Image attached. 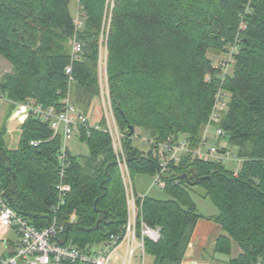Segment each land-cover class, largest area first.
Returning a JSON list of instances; mask_svg holds the SVG:
<instances>
[{
  "label": "trees",
  "instance_id": "16d2710c",
  "mask_svg": "<svg viewBox=\"0 0 264 264\" xmlns=\"http://www.w3.org/2000/svg\"><path fill=\"white\" fill-rule=\"evenodd\" d=\"M248 2L246 30L232 75L223 84L229 109L220 123L222 140L236 149L241 168L235 175L221 163L191 155L169 166L162 179L171 199L138 201L144 222L161 228L157 243H145L150 264H182L202 218L189 197L194 187H201L218 211L211 219L224 235L216 252L230 256L235 243L240 254L229 264L264 260V0H0V58L12 66L11 73L0 76V98L15 106L33 101L59 110L68 92L65 71L72 64V102L90 118L94 101L102 102L106 76L118 128L127 135L123 147L132 179L156 176L160 169L150 151L134 145L137 130L158 143L186 136L191 149L198 147L221 81L207 54L234 43ZM73 3L80 6L79 29ZM75 37L83 50L72 62ZM98 122L105 125L103 112ZM79 139L89 155H70L66 183L71 193L56 217L63 227L61 242L87 249L118 233L128 211L109 134L82 130ZM61 145L62 137H54L49 124L32 115L24 119L16 149L7 148L0 131V193L38 229L55 218ZM73 214L77 221L70 224ZM13 254L10 245L0 258Z\"/></svg>",
  "mask_w": 264,
  "mask_h": 264
},
{
  "label": "built area",
  "instance_id": "2783aa9c",
  "mask_svg": "<svg viewBox=\"0 0 264 264\" xmlns=\"http://www.w3.org/2000/svg\"><path fill=\"white\" fill-rule=\"evenodd\" d=\"M78 8L74 17L76 29L81 27L80 6ZM249 11L247 9L248 13ZM245 30L246 24L241 21L237 38L227 49L228 59L223 62L221 67H217L221 78L220 87L214 95L213 109L206 125V131L202 135L198 147L191 149L187 139L175 140L168 138L160 143L155 142V140H145L150 146L152 157L158 161L160 166L156 173L153 187L157 186L164 189L166 184L162 176L169 172L171 164L178 165L186 155H191L193 159L206 163L216 162L224 164L225 161L232 159L231 161L241 165L242 160L234 156L227 148H221L219 142L224 136L223 129L220 127L221 119L229 109V95L223 88V84L226 78L232 74L230 72L235 62V55L240 49L241 34ZM71 45L73 62L74 59L79 57L83 49L76 37L72 40ZM65 72L68 78V92L62 98L59 110L55 107L44 108L33 101H27L26 103L17 104L15 111L16 117L26 118L32 115L40 118L43 122L49 124L54 137L57 135L62 137L61 150L58 155L59 183L56 186L58 202L53 209L55 218L51 226L45 229H38L27 219L18 216L0 193V238L11 230L15 231L18 236L14 254L0 258V264H146L145 243L146 241L157 243L161 239V228H151L142 218V209L141 207L139 208L138 201L143 203L147 196H139L134 191L133 179L128 169L123 147V141L127 138V135L126 132H122L118 128L106 76H104V83L101 84L102 112L105 120V125L102 126L99 122L91 123L90 118L73 104L70 92L71 86L75 81L72 64L66 68ZM104 75H106L105 72ZM210 81L211 77L207 76L206 82ZM0 99H4V97ZM82 130L87 133L91 130L101 131L111 137L119 171L123 179L128 211L127 223L118 233L112 234L102 244L94 245L87 249H80L72 244L65 245L61 242L60 235L63 233V227L59 225L56 217L60 209L66 204L67 197L71 193V187L66 183V172L70 164L71 155L68 142L75 137L79 138ZM211 130H214L213 136L218 140V145L207 147ZM38 144L39 142H32L34 146ZM76 221L77 216L73 214L70 224H74ZM135 259L137 260L136 262H134ZM258 264H264V260L259 261Z\"/></svg>",
  "mask_w": 264,
  "mask_h": 264
},
{
  "label": "rangeland",
  "instance_id": "374dc122",
  "mask_svg": "<svg viewBox=\"0 0 264 264\" xmlns=\"http://www.w3.org/2000/svg\"><path fill=\"white\" fill-rule=\"evenodd\" d=\"M248 5H249V2L244 6L243 12L239 15L240 23L238 25V31L240 28L241 21H244L242 18L244 17V13ZM78 7H79L78 3L76 4L73 3L71 5V11L74 16H76L77 10L79 9ZM229 45L230 43L222 50L220 49L210 50L208 52L207 58L211 61L213 68L217 69V67H221L223 62L228 59L227 49ZM104 62H105V58H104ZM11 72H12L11 64L5 59L0 58V76L7 74V73H11ZM232 72H233V66L231 68L230 74ZM207 76L208 75H206V77ZM206 77H205V80H206ZM71 92L73 96V88H71ZM7 101H8V98L6 96H4V99L2 101L0 100V130H2L1 129L2 124H4V126L6 124L5 128L3 129L5 130L4 131L5 132V142L7 143V148L10 150H13L17 148L20 136L18 134V131L16 130L17 124L16 123L10 124L8 120L6 119L5 111H6ZM89 114H90L89 117L91 118V122L98 123L99 118L102 117V102H99L98 100L94 101V104L92 108L90 109ZM207 123L202 126L201 137L206 131ZM213 135H214V130H211L209 132V144L207 145V147L211 145H215V144L218 145V140H216ZM184 137L186 138V136H182L181 140L185 139ZM146 138H147V135L143 131L137 130L133 138V143L141 151H150V146L145 141ZM219 146L221 148H227L228 150L231 151V153L234 156H237L236 149L234 147L229 146L228 142L221 140L219 142ZM68 147L73 157H78V158L83 157L84 158V157H88L89 155V147L87 143L81 142L80 139L77 137H75L74 139L68 142ZM125 155H126V151H125ZM231 160L225 161L223 165L225 166V169L227 171L236 173L240 170L241 166L238 163L231 161ZM120 176L123 182L121 173H120ZM154 180H155V175H150V174L133 175V182L135 184L136 193L139 194V196H144L145 194H147L148 198H152L156 200H161V201L170 200L171 196L168 195L164 189L158 188L157 186L153 187ZM204 194H205V191L201 187H194L191 191H189L190 200L195 205V208L198 214L203 215V216H211L214 211H217V209L214 207V205L212 204L209 198L204 197ZM1 240L2 241L10 240L13 244H16V235L15 233L12 232L6 237L0 238V254H2L6 248L5 243H3ZM234 252H232L231 258H237L236 257L237 255ZM136 261L137 260L135 259L134 262ZM146 264H150V259L146 258Z\"/></svg>",
  "mask_w": 264,
  "mask_h": 264
},
{
  "label": "crops",
  "instance_id": "0c3cea01",
  "mask_svg": "<svg viewBox=\"0 0 264 264\" xmlns=\"http://www.w3.org/2000/svg\"><path fill=\"white\" fill-rule=\"evenodd\" d=\"M72 16L73 18L75 17L73 14ZM0 100L2 101L3 99H0ZM6 105H7L6 111H5L6 119L8 120L10 124H13V123L17 124L16 130L18 131V134L20 136L21 127H22V124L25 118L15 116V111H16L15 105L9 103L8 101ZM5 126L4 124H2L1 126L2 130L0 131H5L3 130ZM133 186H134V191L136 192L134 182H133ZM144 196H147V194H145ZM217 214H218V211H214L212 215L210 214L211 216L201 215L202 218L197 223V226L195 228L190 244L186 250V254L183 259L182 264H229L232 254L230 256H226V255L219 254L216 252L217 241L221 236L224 235V232L221 226L215 223L211 219ZM12 232L15 233V231L13 230L8 231L7 234L4 235V237H6ZM17 241H18V236L16 235V243ZM2 242L5 243V246H6L5 249H8L10 245L13 248H15L16 246V244H13L10 240L2 241ZM232 252L236 253L237 255L236 257H238L240 254V249L235 243L232 245Z\"/></svg>",
  "mask_w": 264,
  "mask_h": 264
},
{
  "label": "bare ground",
  "instance_id": "6f19581e",
  "mask_svg": "<svg viewBox=\"0 0 264 264\" xmlns=\"http://www.w3.org/2000/svg\"><path fill=\"white\" fill-rule=\"evenodd\" d=\"M95 69H96V68H95ZM94 73H95V72H94ZM96 73H97V72H96ZM96 73H95V74H96ZM96 81H97V80H96ZM213 82H214V81H213ZM97 83H98V82H97ZM226 83H227V82H226ZM224 84H225V83H224ZM214 86H215V85H214ZM215 87H216V86H215ZM110 91H111V90H110ZM213 100H214V99H213ZM113 101H114V100H113ZM114 105H115V104H114ZM56 107H57V106H56ZM115 110H116V109H115ZM122 132H123V131H122ZM174 139H175V138H174ZM186 158H187V157H186ZM117 164H118V163H117ZM154 173H155V172H154ZM164 178H165V177H164ZM209 199H210V198H209ZM48 215H49V214H48ZM48 215H47V216H48ZM50 218H51V217H50ZM43 219H44V218H43ZM40 221H41V220H40ZM46 222H47V221H46ZM58 222H59V221H58ZM43 224H46V223H43ZM48 224H49V223H48ZM49 225H50V224H49ZM45 226H46V225H45ZM147 243H148V242H147Z\"/></svg>",
  "mask_w": 264,
  "mask_h": 264
},
{
  "label": "water",
  "instance_id": "95a60500",
  "mask_svg": "<svg viewBox=\"0 0 264 264\" xmlns=\"http://www.w3.org/2000/svg\"><path fill=\"white\" fill-rule=\"evenodd\" d=\"M129 130H130V136H131L134 133V128L130 127Z\"/></svg>",
  "mask_w": 264,
  "mask_h": 264
}]
</instances>
